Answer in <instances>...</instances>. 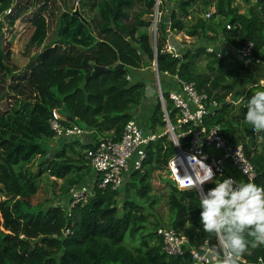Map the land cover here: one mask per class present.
<instances>
[{
    "label": "trees",
    "instance_id": "16d2710c",
    "mask_svg": "<svg viewBox=\"0 0 264 264\" xmlns=\"http://www.w3.org/2000/svg\"><path fill=\"white\" fill-rule=\"evenodd\" d=\"M32 1L0 0L2 79L13 75L7 65L2 21L16 6ZM166 1L181 4L185 13L196 5L195 16L203 14L201 9L208 5L205 0H188L186 3L184 0H161L159 11L163 14ZM240 1L246 6L245 13L232 6L231 0H218L216 10L220 20L197 17L188 26L173 12L169 26L165 22L161 25L168 27L166 33H184L197 41H215L219 30V36L236 52L250 41L254 44V57L264 65V2ZM44 2L53 6L42 3L40 13L33 16L31 45L42 47L48 40L49 20L43 12L50 9L51 14L58 13L55 41L49 42L37 59L32 60L27 70L30 75L20 78L31 86L29 90L35 94L34 98L20 101L19 109L15 106L12 110L0 111V264H191L189 255L175 258L164 253L163 240L157 235L161 228L175 230L194 249L206 245L222 258L215 234L203 231L200 225V194L195 190H179L173 183L163 182L168 163L177 153L168 134L150 144L148 159L141 171L129 175L119 190L99 188L100 177L96 176L93 196L75 209L71 219L61 207L37 213L27 210V200L37 193L34 180L43 171L39 167L34 173L28 166L39 157L42 158L40 166L53 178L62 180L74 175L70 182L72 187L85 182L92 175L85 154L76 151L73 156L68 155L65 146L75 151L74 144H66L59 151L50 150L45 144L55 138L50 128L53 112L57 111L80 129H93L103 137L118 141L127 123L133 120L132 111L142 103L146 89L145 83L130 78L129 70L152 66L156 62L160 75L169 73L193 82L200 93L208 94L220 104V110L207 119V125H219L225 138L236 146H243L258 174L255 184L264 187V132H258V136L249 133L252 128L244 120L245 106L240 108L238 116L225 117L229 108L237 106L235 102L227 104V101L231 97L241 99L244 91L254 84L253 70L244 68L241 63L226 69L224 59L216 50L208 54L206 48L182 50L181 57L174 59L164 50L168 41L166 33L162 39L165 45L158 42L155 58L147 31L150 23L127 16V10L132 9L135 0H97L98 16L92 19L94 29L82 14L69 12L68 0ZM150 4H155V0ZM54 7L56 11L52 10ZM23 10H19L17 16ZM209 31L215 33L213 38L207 36ZM201 57H206L205 73L198 71L197 63ZM119 65L123 68L116 69ZM95 66L109 71L87 80V74L92 73ZM258 90L262 89L249 90L248 99ZM165 100L170 119L175 123L173 103L169 97ZM234 118L244 129L242 137L233 124ZM143 129L151 133L166 129L159 100L148 128ZM183 147H186L185 142ZM229 176V173L222 174L215 180L219 182ZM214 186L208 183L204 192ZM162 202H165L166 216L156 211ZM67 230L70 233L65 235ZM246 239L252 240L248 236ZM238 260L246 264H264V247L249 246ZM215 264L222 262L217 259Z\"/></svg>",
    "mask_w": 264,
    "mask_h": 264
},
{
    "label": "built area",
    "instance_id": "2783aa9c",
    "mask_svg": "<svg viewBox=\"0 0 264 264\" xmlns=\"http://www.w3.org/2000/svg\"><path fill=\"white\" fill-rule=\"evenodd\" d=\"M157 5L161 4L156 0ZM264 0H254V4H262ZM207 19L211 15L207 14ZM229 30L230 27L227 26ZM173 38H168L165 52L174 59L181 57V50L170 44ZM215 50L207 49L208 54H213ZM164 53V51L162 52ZM157 52H155V58ZM238 58L244 68H249L251 64L261 65V61L254 57V44L246 41L238 52ZM158 81L159 100L163 107L164 121L166 129L164 134L146 132L136 121H130L118 141L113 137H100L84 152L90 166L97 177H100L99 188L119 190L124 186L127 177L134 172L141 171L143 164L148 159V148L150 144L158 138L168 134L173 142L177 153L167 166L166 174L162 179L173 181L179 190H195L200 195L204 193V187L210 183L206 182L202 186L198 185L199 178L202 177L204 166L212 168L215 179L217 176L228 173V164L233 170L240 174L246 182L251 180L255 183L258 174L252 163L245 155L242 145H234L221 133L219 125L208 126L207 119L220 110V104L208 94L197 90L196 84L187 82L179 76H171L164 73V76L173 78L177 82L178 91L170 92L169 99L173 103L175 113V123H172L166 108V100L160 87V74L155 71ZM129 79V78H128ZM264 90V82L260 83ZM233 103L227 101V104ZM65 120L56 112L50 121V128L59 140L70 141L75 137L84 134V130L75 126L70 128L65 124ZM258 132V131H257ZM257 132H254L255 134ZM185 142L186 147H183ZM247 173V174H246ZM233 178L232 176H229ZM234 179V178H233ZM196 184L194 188L186 187L188 184ZM94 189V187H93ZM93 189L74 186L70 190V201L67 209V216L71 219L75 208L87 202L93 196ZM0 196V200H1ZM70 233L69 230L65 235ZM157 235L163 240V251L169 257L184 258L189 255L191 264H215L218 256L205 245L199 249L189 246L188 240L181 237L175 230L161 228L157 230ZM23 238V237H21ZM264 247V245H262ZM222 262L224 257L221 258Z\"/></svg>",
    "mask_w": 264,
    "mask_h": 264
},
{
    "label": "rangeland",
    "instance_id": "374dc122",
    "mask_svg": "<svg viewBox=\"0 0 264 264\" xmlns=\"http://www.w3.org/2000/svg\"><path fill=\"white\" fill-rule=\"evenodd\" d=\"M92 2H87L86 0H68V10L69 12H78L80 15H83L84 20L87 22L92 23V28L94 29L93 24V18H97V0H90ZM93 1H95V5H93ZM188 0H184L186 3ZM208 2V5L206 7H203L201 9L203 12V17L206 20L215 21L220 20L219 14L216 10V4L218 0H205ZM232 6H235L239 9L240 13H245L246 6L240 1V0H231ZM42 3L47 4L49 7L53 6L50 3L44 2V0H34L30 4H22L20 7L16 6L14 9L9 11L6 15L7 19H4L2 21L3 23V34H4V41L3 45L6 50V54L8 55V62L7 65L12 69L13 75L7 78L2 79L0 77V111L4 112L7 110H12L16 106L17 109H19V102L20 101H27L32 100L34 98V93L30 91L31 88L28 87L27 84L24 83L23 80L20 78H23L24 76H29L30 64L32 60L37 59V57L43 52L44 47H47V44L49 42H54L55 40V31L57 27V12H55V15L51 14V9L49 12L44 13L49 20V30H48V40L42 47H35L31 45V37L33 34V28L31 26V20L34 18L36 14L40 13L39 7H43ZM53 3V2H52ZM156 3V0H155ZM86 4H89L88 6ZM56 6V5H55ZM178 6V5H177ZM181 4H179V7ZM173 7V6H172ZM24 8V10L21 12L19 16L18 12ZM192 8V7H191ZM190 8V9H191ZM164 10V8H161ZM53 11H56L57 9L54 7L52 9ZM209 11V12H208ZM128 14L131 16L133 13L132 9L127 10ZM165 13H167V9L165 10ZM206 14L211 15V19L206 18ZM195 16V15H194ZM11 18V20H9ZM150 21L152 19H149ZM155 28V25L153 26V29ZM169 33H171L169 31ZM184 34V33H183ZM185 35V34H184ZM185 38V37H184ZM195 40V39H194ZM197 41V40H196ZM214 50V49H213ZM217 50V49H216ZM222 53L226 54L227 50L225 47H223L220 50ZM234 51V50H233ZM40 60V59H39ZM206 57H201L199 62L197 63L198 71L205 73L206 72ZM226 60V59H225ZM225 66L226 62L225 61ZM235 64V63H234ZM233 64V65H234ZM153 66V65H152ZM235 66V65H234ZM153 68V67H152ZM129 75L135 79V81H142L145 84L151 82L153 85L155 84L158 88V81L156 79V75L151 74L148 71H140V69H131L129 70ZM143 78V79H142ZM166 80H170L172 83V86H170V92H176L177 91V82H175L174 79L168 78L164 75H160V87L162 88V91H166V87L164 85ZM153 81V82H152ZM255 80L254 82H256ZM175 86H174V84ZM19 83L22 84V86H27L28 88H24L19 85ZM19 85V86H18ZM18 86V87H17ZM169 95L164 93L165 99H167ZM159 98V92L157 90V95L155 98L151 99V102L155 104L158 103ZM248 99V98H247ZM247 99H244L239 102V105L236 107L229 108L226 113L225 117L229 119V117H235L239 115V110L241 107L245 106V101ZM34 102H31V105H33ZM163 110V107H162ZM63 118V117H62ZM233 124L235 125L236 130L239 133V136L242 137L244 135V129L239 121H237L235 118L233 119ZM67 126L70 128H73L76 126V124L67 122ZM161 132H165V129H158V132L156 134H160ZM46 142V141H45ZM47 147L50 150H60L63 149V143L61 140H57L56 138L52 139V141H48V143H45ZM83 147L79 146L78 148L75 147V151L70 150V147L66 149V152L68 151V155L73 156V152H76V149L80 152ZM42 158L37 157L33 160V162L28 166V169L32 172L36 173L38 168H42V174L38 178H36L34 181H36L35 185L37 187V193L31 196L28 200V207L27 209L30 212L37 213V212H44L47 209L51 207H61L65 208L66 203L69 198L70 190L72 186L70 185V182L73 178V176L66 177L65 179L59 180L56 178H53L49 175L48 172L45 171L44 167H41ZM171 182L173 181L169 179H163V182ZM88 180L83 182V184H86ZM165 202L161 203L159 207L156 208L157 214L166 216L167 209L164 207ZM165 227H167L165 225ZM219 263L222 262L221 258H218Z\"/></svg>",
    "mask_w": 264,
    "mask_h": 264
},
{
    "label": "clouds",
    "instance_id": "9594fccd",
    "mask_svg": "<svg viewBox=\"0 0 264 264\" xmlns=\"http://www.w3.org/2000/svg\"><path fill=\"white\" fill-rule=\"evenodd\" d=\"M245 108L246 123L254 132H264V90L255 91L245 101ZM63 119L67 124L68 121ZM213 177L212 168L204 166L198 185L211 182L215 186L199 196L200 225L203 231L215 234L224 257L222 264H238L239 257L249 246L264 245V187L251 180L244 182L227 177L217 182ZM186 187L194 188L196 184L190 183ZM69 201L64 208L66 212Z\"/></svg>",
    "mask_w": 264,
    "mask_h": 264
},
{
    "label": "crops",
    "instance_id": "0c3cea01",
    "mask_svg": "<svg viewBox=\"0 0 264 264\" xmlns=\"http://www.w3.org/2000/svg\"><path fill=\"white\" fill-rule=\"evenodd\" d=\"M166 2H167L166 3V9H169V7L173 6L172 7V13L173 12L176 13V15L178 17H180V19L183 20L188 26H191L196 21L197 17L204 18L203 17L204 14H201V13L199 14V16H194V14H195L194 12H195V10L197 8L196 5L192 6V8L190 7L191 9L189 8L187 10V13H185V12H183L181 10V7H179V5L176 4L174 1H166ZM150 3H151V0H138V1L135 0L134 5L131 6L132 10H133V13H132L133 16L132 15L130 16L128 13H127L128 14L127 16H128V18H129V16H130V18L132 17L133 20L136 18V20H138L140 22H146V23L148 22V23H150L147 31H148V33L150 35L151 43H152V46L154 48V53H155V49H156V46H157L158 42L161 45H165V44H163L162 39L165 36L164 34L166 33V30L168 28L167 26H169V24H167L165 22V17L168 14L167 13L163 14L162 12L159 11V6L161 4L158 6L157 5V1L153 5L150 4ZM252 3L254 4V0H252ZM186 14H188V15H186ZM206 16H207V14H206ZM149 19H152V20L150 21ZM162 22H165L167 26L166 25L165 26L161 25ZM154 25H155V28L153 29ZM220 32L221 31L218 30L217 40H215V41H213V40L212 41H208V40L196 41V38L187 37L183 33H169V31H167L166 34H168V37L173 36L174 37L173 43L176 44L177 46H179V48L182 49V50H185V49L186 50H195L197 48H206V49H214V50L217 49L216 50L217 55L221 59H224V60L226 59L225 61H227L226 62L227 67L225 66V68L226 69H233V68L239 66V64L241 63L239 61V58H238V52L233 51V49L230 48L228 46V44L223 41V38H221L219 36ZM155 36H156V38H155ZM207 36L210 37V38H213L215 36V33H213V31H209L207 33ZM167 44H168V41H167L165 47L167 46ZM223 47H225L226 50H227L226 54H224V53H222L220 51ZM199 60H198V62H199ZM224 65H225V62H224ZM250 68L253 70V72L255 74V80H257V81L254 82V84L251 86L250 89L244 91V95H243V97L241 99L236 100L233 97H231L229 99L230 101L235 102V104L237 106L239 105V102L241 103V101H243L244 99L248 98L247 93H248L249 90L260 86V83L264 82V65H263V63L261 65L251 64V66L248 69H250ZM140 71H142V72L143 71H148L151 74L155 75L154 64H153V66L143 67V68L140 69ZM206 71H207V66H206ZM130 78H132V77L130 76ZM132 79L135 80L134 78H132ZM136 82H142V81H136ZM153 83L149 82L147 84L152 86L155 91L154 92L149 91L148 95L143 97V100H142V103L140 104V106L135 108L132 111L133 120H131V121H136L139 124V126L143 127V128H148L150 120H151V117H152V115L154 113V109H155V107L157 105L156 102H155V104L151 102V99L156 97L157 90H158L156 85L155 84L153 85ZM147 84H145V87L147 86ZM173 84H174V82H173ZM164 85L166 87V91L163 92V94L165 93V94L169 95L170 94V91H169L170 89L169 88H170V86H172L171 81L170 80H166ZM174 86H175V84H174ZM178 89L179 88L177 86V91H178ZM145 91H146V89H145ZM158 100H159V98H158ZM83 130L85 131L83 135L75 137L74 139H72L70 141H63V142L61 141L63 143V146H65L66 144L67 145L68 144H70V145L74 144L73 147H76V148H78L79 146H82L83 148H82V150L80 152L82 154H84V152H85V150L87 148H89L92 144H94L96 141H98L100 139V137H103L102 135L98 134V132H96L93 129H83ZM258 132L256 134H252V135L258 136ZM109 135L112 136L113 133L110 132ZM67 148H69V147L65 146V149H67ZM57 151H59V150H57ZM76 151L79 153L78 149H76ZM67 153H68V151H67ZM89 168H90V171H92V175L89 178H87L88 182L86 184L82 183L81 185H78L81 188L85 187V188H88V189H93V187H94V182H95L94 179L96 178V174L94 173V171L91 168V166H89ZM227 172L235 180H237V181L243 180L244 182H246L244 177H242L240 174L235 172L233 170L232 166L229 165V164H228Z\"/></svg>",
    "mask_w": 264,
    "mask_h": 264
},
{
    "label": "water",
    "instance_id": "95a60500",
    "mask_svg": "<svg viewBox=\"0 0 264 264\" xmlns=\"http://www.w3.org/2000/svg\"><path fill=\"white\" fill-rule=\"evenodd\" d=\"M171 13H172V7H169V9H167V14H168V15L165 17V22H166L167 24H169V17H170V15H171ZM121 34H122V33H121ZM124 37H125V39H128V37H127L126 35H124ZM172 37H173V36H172ZM173 41H174V39H173ZM170 44L173 45L177 50L180 49L179 46H177V45L174 44L173 42H170ZM192 58H193V57H192ZM146 61H147V59H146ZM154 67H155V71H157L158 69H157V64H156V62L154 63ZM119 68H123V66H122V65H119L116 69H119ZM108 71H109V70L106 69V68H102V67H97V66H95L94 69H93V72L87 74L86 78H87V80H89L91 77L101 76V75L107 73ZM149 91L154 92L155 90H154V88H153L152 86H150L149 84H147V86H146V91H145L144 96H147ZM249 133H250V134H254V130L250 131ZM238 264H246V263H242V262H240V261L238 260Z\"/></svg>",
    "mask_w": 264,
    "mask_h": 264
},
{
    "label": "bare ground",
    "instance_id": "6f19581e",
    "mask_svg": "<svg viewBox=\"0 0 264 264\" xmlns=\"http://www.w3.org/2000/svg\"><path fill=\"white\" fill-rule=\"evenodd\" d=\"M155 38H156V36H155Z\"/></svg>",
    "mask_w": 264,
    "mask_h": 264
}]
</instances>
